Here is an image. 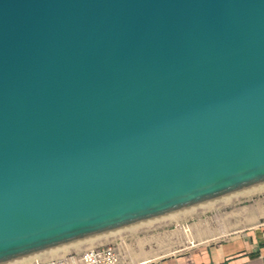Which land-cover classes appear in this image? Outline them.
Wrapping results in <instances>:
<instances>
[{"label": "water", "instance_id": "water-1", "mask_svg": "<svg viewBox=\"0 0 264 264\" xmlns=\"http://www.w3.org/2000/svg\"><path fill=\"white\" fill-rule=\"evenodd\" d=\"M264 186V0H0V264Z\"/></svg>", "mask_w": 264, "mask_h": 264}, {"label": "rangeland", "instance_id": "rangeland-1", "mask_svg": "<svg viewBox=\"0 0 264 264\" xmlns=\"http://www.w3.org/2000/svg\"><path fill=\"white\" fill-rule=\"evenodd\" d=\"M246 192L178 213L179 217L173 220L169 216L84 244L83 248L87 250L99 244H108L118 248L126 257L144 252L151 258H161L183 252L191 246L214 242L232 235L236 228L233 211L237 212L254 199L264 197V191L249 195ZM71 250L70 253H76Z\"/></svg>", "mask_w": 264, "mask_h": 264}, {"label": "crops", "instance_id": "crops-1", "mask_svg": "<svg viewBox=\"0 0 264 264\" xmlns=\"http://www.w3.org/2000/svg\"><path fill=\"white\" fill-rule=\"evenodd\" d=\"M233 220L236 228L232 235L214 242L191 246L161 258H151L144 252L123 257L131 264H264V197L233 211ZM72 249L76 254L85 251L83 245ZM71 251L59 252L54 257L71 254Z\"/></svg>", "mask_w": 264, "mask_h": 264}, {"label": "built area", "instance_id": "built-area-1", "mask_svg": "<svg viewBox=\"0 0 264 264\" xmlns=\"http://www.w3.org/2000/svg\"><path fill=\"white\" fill-rule=\"evenodd\" d=\"M31 264H131L122 252L113 245L99 244L81 254H68L34 261Z\"/></svg>", "mask_w": 264, "mask_h": 264}, {"label": "bare ground", "instance_id": "bare-ground-1", "mask_svg": "<svg viewBox=\"0 0 264 264\" xmlns=\"http://www.w3.org/2000/svg\"><path fill=\"white\" fill-rule=\"evenodd\" d=\"M262 190H264V186H262V187H259V188H256V189H253V190H249L248 192H246V194H251V193H255L256 191L258 192H262ZM245 194V193H244ZM230 198V197H229ZM229 198H226V199H229ZM231 199V198H230ZM228 201V200H227ZM179 216L178 215H172V216H170V218L173 220V219H175V218H178ZM39 259V258H38ZM35 260H37V259H35ZM35 260H31V261H28V262H25V263H22V264H31V263H33Z\"/></svg>", "mask_w": 264, "mask_h": 264}]
</instances>
